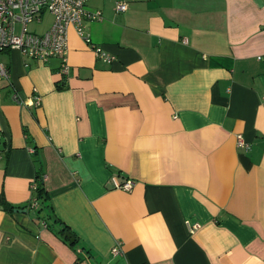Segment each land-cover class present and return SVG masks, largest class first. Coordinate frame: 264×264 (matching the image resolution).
Listing matches in <instances>:
<instances>
[{
  "label": "crops",
  "instance_id": "0c3cea01",
  "mask_svg": "<svg viewBox=\"0 0 264 264\" xmlns=\"http://www.w3.org/2000/svg\"><path fill=\"white\" fill-rule=\"evenodd\" d=\"M126 1L86 4L110 64L68 28L64 86L0 55V264H264V0Z\"/></svg>",
  "mask_w": 264,
  "mask_h": 264
},
{
  "label": "built area",
  "instance_id": "2783aa9c",
  "mask_svg": "<svg viewBox=\"0 0 264 264\" xmlns=\"http://www.w3.org/2000/svg\"><path fill=\"white\" fill-rule=\"evenodd\" d=\"M89 0H0V55L7 51L17 50L28 61L47 62L50 59H59V73L62 79L68 77L70 67L67 63L69 27H74L77 34L86 43L90 44L95 56L106 64H110L115 57L105 52L102 48L90 43L83 32V24L86 18L99 19L100 13L88 14L86 4ZM128 8L126 0H115L114 10L117 13L125 12ZM51 16L49 28L40 33L29 30V25H40L44 14ZM27 66V65H25ZM0 80H10V70L0 59ZM17 103H22L17 95L13 97ZM36 104L39 97L34 96ZM236 144L239 148L246 145L241 135L236 136ZM45 176H42V181ZM133 182L126 180L119 184L114 182V188L131 191ZM31 191L36 189L35 181L31 184ZM38 201L32 197L29 207L36 208ZM196 228L193 226L192 229ZM111 253L117 256L121 253L120 243L112 248Z\"/></svg>",
  "mask_w": 264,
  "mask_h": 264
},
{
  "label": "trees",
  "instance_id": "16d2710c",
  "mask_svg": "<svg viewBox=\"0 0 264 264\" xmlns=\"http://www.w3.org/2000/svg\"><path fill=\"white\" fill-rule=\"evenodd\" d=\"M65 83H66V80L63 78L60 80L59 85L64 86ZM34 181L36 184V189L33 191V196L40 203L39 205L41 206V203H44V200L46 198V196L42 194L43 193L42 188H41V185L43 184L42 175L37 176ZM66 233H69V231H67L66 228H64V227H62V229L59 231V234L62 236H65ZM63 238L66 239L65 237H63Z\"/></svg>",
  "mask_w": 264,
  "mask_h": 264
},
{
  "label": "rangeland",
  "instance_id": "374dc122",
  "mask_svg": "<svg viewBox=\"0 0 264 264\" xmlns=\"http://www.w3.org/2000/svg\"><path fill=\"white\" fill-rule=\"evenodd\" d=\"M49 19V17H47V20ZM29 30L30 31H35V32H39L40 31V27L34 24L29 25Z\"/></svg>",
  "mask_w": 264,
  "mask_h": 264
},
{
  "label": "water",
  "instance_id": "95a60500",
  "mask_svg": "<svg viewBox=\"0 0 264 264\" xmlns=\"http://www.w3.org/2000/svg\"><path fill=\"white\" fill-rule=\"evenodd\" d=\"M65 237L68 238V239H70V241H71L72 243L74 242V240L72 239V236H71L69 233H66V234H65Z\"/></svg>",
  "mask_w": 264,
  "mask_h": 264
}]
</instances>
